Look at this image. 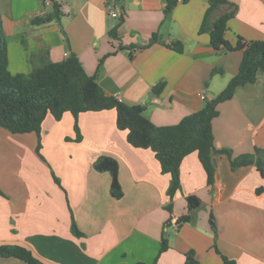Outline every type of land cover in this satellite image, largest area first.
<instances>
[{"label": "crops", "instance_id": "0c3cea01", "mask_svg": "<svg viewBox=\"0 0 264 264\" xmlns=\"http://www.w3.org/2000/svg\"><path fill=\"white\" fill-rule=\"evenodd\" d=\"M225 1L212 16L234 12L225 39L232 45L237 36L263 40L264 0ZM55 2L60 19L35 25V18L52 12L51 0H0L12 75L28 74L40 52L53 63L74 55L107 96L144 106L152 124L169 126L200 111L238 73L242 52L216 51L209 34L199 32L209 0H184L168 15L166 0ZM217 67L223 72L211 76ZM159 83L164 87L156 95L152 88ZM217 109L215 150H228L231 158L263 150L264 163V75ZM73 126L70 113L59 121L48 114L39 154L35 133L0 127V246L23 247L44 264H185L189 252L197 264H222L223 257L264 264V178L254 165L232 170L228 155L216 152L208 185L192 152L180 164V189L170 199V176L161 173L152 151L127 142L114 109L80 113V142ZM101 156L118 163L121 199L110 195V175L93 169ZM189 196L200 201L192 211ZM162 238L168 249L158 254ZM0 264L27 263L0 257Z\"/></svg>", "mask_w": 264, "mask_h": 264}, {"label": "trees", "instance_id": "16d2710c", "mask_svg": "<svg viewBox=\"0 0 264 264\" xmlns=\"http://www.w3.org/2000/svg\"><path fill=\"white\" fill-rule=\"evenodd\" d=\"M51 1L52 12L45 17L35 18L33 22L35 25L60 19L61 7L55 0ZM176 4V0H166L165 15L171 13ZM223 5H227L225 0H209L199 32L209 34L210 44L216 51L225 49L228 52H242L238 73L220 94L212 100H207L200 111L189 114L177 124L169 126L152 124L143 114L144 106H129L115 97L107 96L97 84L95 77L84 71L74 55L53 63L46 53L40 52L37 54L40 62L34 65L28 74L12 75L8 70L7 43L0 21V127L12 134L35 133L38 137L36 152L39 154L41 126L48 114L59 121L64 113H70L74 118L75 142H80L78 126L80 113L114 109L116 127L118 130L127 131V142L134 148L152 151L160 165L161 173L170 176L166 191L170 199H173L180 189V164L184 157L192 152L198 155L208 185H212L214 180L212 158L216 152L228 155L232 170L254 165L264 178V163L261 160L263 150H257L255 155L244 154L231 158L228 150L216 151L213 144L212 121L218 116V105L233 98L237 89L254 84L259 75H264V39L247 41L237 36L236 43L230 44L225 39V33L234 12H224L212 20L214 13ZM122 22L121 16L119 24ZM110 34L116 37L115 31ZM171 47L178 53L182 52L180 43H174ZM222 72L221 67L213 68L211 76ZM163 87L164 83H159L152 88V92L158 95ZM93 169L110 175V195L114 199H121L123 193L118 180L117 161L101 156L93 163ZM54 180L59 182L55 177ZM186 202L190 211L200 206L199 199L193 196L187 197ZM71 230L74 235H81L73 220ZM167 249V240L162 238L158 254ZM0 257L19 259L27 264H44L29 250L20 246H0ZM151 264H157V261ZM185 264H197L193 259V252L186 254ZM222 264L235 262L223 257Z\"/></svg>", "mask_w": 264, "mask_h": 264}, {"label": "built area", "instance_id": "2783aa9c", "mask_svg": "<svg viewBox=\"0 0 264 264\" xmlns=\"http://www.w3.org/2000/svg\"><path fill=\"white\" fill-rule=\"evenodd\" d=\"M55 1H60V0H55ZM177 1V3H182L184 0H176ZM109 14L111 15V16H113V17H118L119 16V14L114 10V9H110L109 10ZM65 57H68V55L67 54H65ZM117 100H119V98L118 97H115ZM205 97L204 96H202V99H204ZM171 223L172 224H174L175 226H178V221L176 220H173V222L171 221Z\"/></svg>", "mask_w": 264, "mask_h": 264}]
</instances>
